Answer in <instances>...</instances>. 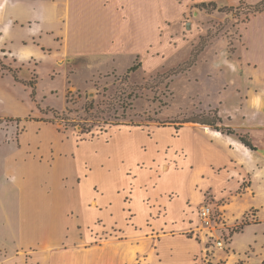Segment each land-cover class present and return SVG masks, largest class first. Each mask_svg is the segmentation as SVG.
I'll list each match as a JSON object with an SVG mask.
<instances>
[{
    "label": "rangeland",
    "instance_id": "374dc122",
    "mask_svg": "<svg viewBox=\"0 0 264 264\" xmlns=\"http://www.w3.org/2000/svg\"><path fill=\"white\" fill-rule=\"evenodd\" d=\"M259 1L0 0V26L13 27L0 31V75L23 81L13 91L17 112L57 124L60 145L70 141L66 264H90L92 251L109 248L126 264H264V222L234 239L243 218L230 221L229 202L216 193L225 182L193 183L187 159L195 164L203 146L190 130L182 135L199 126L187 120L264 122L260 96L251 109L243 101L264 88V12H249ZM10 42L40 52L16 63L4 47ZM4 79L11 75L2 87ZM250 133L264 154L262 130ZM96 166L110 175H92ZM79 201L96 211L92 219ZM209 202L224 223L222 249H208L197 231L196 210Z\"/></svg>",
    "mask_w": 264,
    "mask_h": 264
},
{
    "label": "crops",
    "instance_id": "0c3cea01",
    "mask_svg": "<svg viewBox=\"0 0 264 264\" xmlns=\"http://www.w3.org/2000/svg\"><path fill=\"white\" fill-rule=\"evenodd\" d=\"M10 29L13 27L9 23L0 26L3 36ZM40 38L44 39L43 36ZM4 47L16 63L25 59L33 60L34 55L40 52L37 45L27 44L19 48L18 45L10 42L4 44ZM246 65L250 66L247 63ZM256 69L257 66L254 63L251 73L253 74ZM242 73L251 81L254 80V76L245 68ZM7 74L11 75V80L4 79L8 85L0 86V264H66V253L69 252L65 245L69 237L65 216L69 209L71 215L72 206L70 196L69 201L64 196L65 187L69 184L65 183L63 177L70 170V141L66 139L69 142L68 149L66 140L60 145L61 132L57 124L54 126L50 125L51 122L30 119L31 115L20 116L17 112L18 99L13 91L16 90L17 83L23 81L19 78L15 80L12 73L1 72L0 83L2 77ZM257 76H259L258 73L255 78ZM33 81L36 94L37 82ZM29 87L31 88L29 96L35 101V95L31 97L30 84ZM257 96H260L262 102L258 110L261 114V112L264 113L263 87L248 90L243 96V101L244 105L251 109L250 101ZM230 120L232 122L230 126L234 130L242 131L249 136L255 149L244 145L234 135L225 134L198 122L192 123L199 126L184 127L182 135L186 130H190L194 137L200 138L203 146L200 160L198 158L193 164L187 159V164L196 178L193 183L198 181L210 183L208 180L225 182L215 191L218 197H224L229 202L227 206H230V210L227 213L230 215V221H240L242 218L241 222L246 220L247 224L242 229H236L234 236L236 239L248 226L264 222V154L260 151L258 141L253 139V142L250 137V131L254 130H262L264 136V122L257 123V121L243 119V122L234 123L232 119ZM48 134L49 138H47ZM252 138H254L253 135ZM262 140L264 141V137ZM54 146L58 147V152L52 150ZM184 151L188 157V151L185 149ZM79 158L81 160V157ZM95 168H92V175L96 170H101L107 175L111 173L109 168L103 166ZM92 175L90 179L97 182ZM207 188L212 189L210 185L197 189L200 193L201 190ZM67 203L70 204L69 209L66 207ZM80 203L83 205H80L81 207L91 213L92 219L96 211L86 203ZM212 205L222 220L215 204L212 203ZM119 209L120 213L123 212L120 205ZM249 210L254 213L253 217L247 220L244 215ZM109 211L114 212V208L112 207ZM197 211L198 209L196 210V223L199 222ZM146 213L145 209V216ZM168 215L166 208L164 224L167 223ZM168 223L174 224L175 222L169 221ZM255 243L261 242L256 239ZM91 254L96 255L91 256L90 264H126L125 260L129 259L124 258L123 253L117 248L97 249ZM77 257L81 258V255Z\"/></svg>",
    "mask_w": 264,
    "mask_h": 264
},
{
    "label": "built area",
    "instance_id": "2783aa9c",
    "mask_svg": "<svg viewBox=\"0 0 264 264\" xmlns=\"http://www.w3.org/2000/svg\"><path fill=\"white\" fill-rule=\"evenodd\" d=\"M197 212L199 220L197 231L206 239V242H211L209 248L215 246L222 249L225 244L223 236L225 227L214 206L210 202L202 204Z\"/></svg>",
    "mask_w": 264,
    "mask_h": 264
},
{
    "label": "trees",
    "instance_id": "16d2710c",
    "mask_svg": "<svg viewBox=\"0 0 264 264\" xmlns=\"http://www.w3.org/2000/svg\"><path fill=\"white\" fill-rule=\"evenodd\" d=\"M212 3H214V2H208V3H204L203 2L202 4L203 5L205 4L207 6L208 5L209 6L210 5H215V4H212ZM236 8H238V7H236ZM249 8H250L249 12L252 13V14L264 12V0H260L254 6H251ZM133 69H135V66H133L130 69H128V72L133 70ZM13 76H14L15 80H18V77L15 74H13ZM30 86L32 87L31 97H34V95H35L34 81L33 82L31 81ZM216 119H217L218 122H221L220 117H216ZM186 122H198V123H201V124H206V125L214 128L216 130H219V131H221L223 133H226L228 135L236 136L244 145L248 146L251 149H255V147L253 146L249 136L246 133H239V132H237L236 130H234L233 128H231L229 126H222V125L219 126V127L215 126V124H214V123H216L215 121L214 122L213 121L209 122V121H199V120H187ZM246 224H247L246 220H243L240 224L237 225L236 229L237 230L242 229L243 226L246 225Z\"/></svg>",
    "mask_w": 264,
    "mask_h": 264
}]
</instances>
